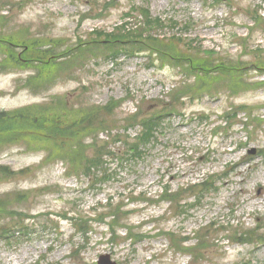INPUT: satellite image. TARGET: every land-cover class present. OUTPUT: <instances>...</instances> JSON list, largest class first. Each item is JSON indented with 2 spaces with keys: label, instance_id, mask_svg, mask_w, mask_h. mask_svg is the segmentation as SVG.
Here are the masks:
<instances>
[{
  "label": "rangeland",
  "instance_id": "obj_1",
  "mask_svg": "<svg viewBox=\"0 0 264 264\" xmlns=\"http://www.w3.org/2000/svg\"><path fill=\"white\" fill-rule=\"evenodd\" d=\"M143 15L158 25L153 37L180 39L202 59L240 64L239 78L247 83L264 79V0H0V112L63 96L65 119L72 123L80 118L74 114L92 107L102 112L111 99L120 100L110 118L113 131L137 109L173 103L177 95L166 97L172 86L188 82L178 69L150 68L147 52L120 50L117 59L99 53L114 28L135 30ZM23 46L32 53L24 55ZM212 49L207 58L204 52ZM63 53L76 61L67 70L52 64L43 73L41 85L51 82L47 91L37 81L36 92L23 88L39 68L38 57ZM215 86L219 96L182 100L184 119L175 115L164 122L142 160H108L103 184L101 167L91 171L95 184L67 177L60 162L40 164L41 154L17 142L0 144V165L13 171L0 180V195L6 193L0 196L6 201L0 207V231L6 230L0 233V264H97L103 255L117 264H264V86H240L234 96L227 94L226 79ZM230 105L246 111L224 133L218 126ZM200 113L206 118L200 120ZM16 117L0 116V141L48 139L36 131L44 125ZM24 169L31 172L14 173ZM213 173L218 190L197 203L199 189L186 185ZM164 186L175 196L159 202ZM12 231L30 234L16 240Z\"/></svg>",
  "mask_w": 264,
  "mask_h": 264
},
{
  "label": "trees",
  "instance_id": "obj_2",
  "mask_svg": "<svg viewBox=\"0 0 264 264\" xmlns=\"http://www.w3.org/2000/svg\"><path fill=\"white\" fill-rule=\"evenodd\" d=\"M117 32V34L110 35L108 39L103 41L105 43L99 45V53L108 52L113 54L112 57H115L116 52L121 49L131 51L136 49L149 50L152 53H156L161 61H168L175 66L183 67L189 74L188 78L195 79L193 84H184L183 87L178 88V91L184 92L190 96V99L202 96L205 90L212 88L216 90L215 85L223 79L228 81V84H230L229 89L234 94H237V89L240 86L243 90H246L258 84V82L254 84L247 83L243 78H239L240 72L231 65L220 62L215 63L213 60L199 58L200 54L197 51L191 53L189 50H185L183 54L180 48V39L171 38L166 42L164 39H157L151 36L147 30L137 29L130 31L125 30V27L119 29ZM145 33L146 37L142 38ZM23 48L25 50L24 55L32 53L30 46H23ZM44 60L45 57L43 59L42 57H38L35 61H38L39 67H42L48 64ZM14 64H19V60H16ZM259 83L264 84V81ZM119 104L117 102L114 106L109 104L101 108L104 113L99 112L98 107L89 108L87 111L84 110L80 115L73 113L74 115H72L74 117L79 116L80 118L72 123H69L65 119L67 117L65 108L68 110V107H66L68 106L66 99H57L54 103H50L44 107H25L12 113H0V116H17L16 119L24 123H34L36 126L44 125L45 128L36 131L48 138L44 140L42 138L26 137L20 141H12L9 138L10 140H1L0 144L17 142L27 149L43 151L46 154V160L62 161L66 166L68 174L79 175L82 173L90 176L91 170L102 167L106 163V158H117L121 161L124 158L126 160L142 158L145 152L144 148L156 140V130L161 126L164 119L172 116L174 112L180 111L176 105L169 104L165 106L163 104L153 116L141 118L139 121V114L129 115L123 121L124 124L127 123L125 128L139 124L141 131L134 139L128 140H122L123 137L115 133L112 135V141L113 143L120 142L123 145V149H113L109 148L111 140L99 143L96 139L100 131L112 130L109 116ZM33 110L38 111L36 114H30ZM230 112L234 118L237 116L236 110L230 109ZM53 122L56 124V127ZM58 126L61 127V130L58 129ZM117 128H121V126H118V122ZM74 129L77 130L72 134H68L69 131ZM64 132L65 135H63ZM3 170L6 169L3 168ZM214 183L210 178H207L199 186L204 187V191H209L213 188ZM164 195L169 197L168 189L164 190ZM2 232H4L3 228L0 233Z\"/></svg>",
  "mask_w": 264,
  "mask_h": 264
}]
</instances>
